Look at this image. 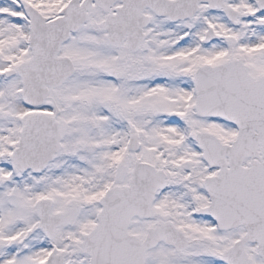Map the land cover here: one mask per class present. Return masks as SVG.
<instances>
[{"label":"rangeland","instance_id":"1","mask_svg":"<svg viewBox=\"0 0 264 264\" xmlns=\"http://www.w3.org/2000/svg\"><path fill=\"white\" fill-rule=\"evenodd\" d=\"M68 1L0 0V264H45L51 253H63L64 264H90L80 246L83 235L98 222L100 198L116 185H127L137 161L166 170L174 182L156 196L155 216L133 219L129 231L144 238L148 227L170 219L190 240L179 255L161 242L146 253L145 264H215L206 254H222L245 228L217 231L194 216L190 195L207 203L201 181L213 170L201 163L189 132L211 131L230 143L238 131L195 111L193 74L200 65L234 59L241 60L253 77L264 74V12L257 11L258 0H226L225 7L237 12L234 21L223 7L211 9L207 3L180 21L146 9L151 22L136 51L126 41L111 44L100 26L121 2L108 13L95 5L88 21L61 45L59 55L71 57L74 75L49 96L60 109L62 148L42 173L20 171L5 155L11 157L19 142L23 80L7 71L32 57L26 6L55 18ZM208 30L216 34L215 40L205 38ZM157 76L168 80L152 81ZM133 134L141 143L137 151L129 148ZM44 197L52 199V213L79 209L71 224L57 229L60 244L39 228L35 202ZM245 250L254 264H264L257 243H246Z\"/></svg>","mask_w":264,"mask_h":264},{"label":"water","instance_id":"2","mask_svg":"<svg viewBox=\"0 0 264 264\" xmlns=\"http://www.w3.org/2000/svg\"><path fill=\"white\" fill-rule=\"evenodd\" d=\"M93 0H72L65 8V16L47 22L41 14L28 8L32 18L33 58L20 65L18 71L25 77L24 94L30 104H40L47 94L46 85L56 86L72 75L74 65L68 57H56L60 44L68 38L70 30H76L88 18L87 10ZM104 9L116 0H96ZM124 6L117 8L104 24L109 29V38L121 42L130 35V47L137 48L143 39L142 27L148 18L141 16L146 5L162 15L175 19L193 15L199 1H208L211 7L222 5L224 0H123ZM259 11H264V0H259ZM231 19L236 11L226 9ZM212 38V33L208 34ZM200 114H215L226 117L240 127V133L233 145L223 144L208 133L196 134V139L205 149V158L212 165H220L217 177L206 181L213 202L203 209L223 227L244 224L247 233L224 254L230 264H253L244 250L247 241H258L259 252L264 258V162L242 169V156L258 154L262 145L264 155V76L252 79L240 61H231L218 66L200 67L195 75ZM59 123L52 117L34 115L29 118L22 132L20 148L15 160L22 169L33 167L41 170L53 159L60 147ZM137 137L131 147L138 148ZM231 156L236 165L229 169L223 163L225 156ZM165 173L147 162H138L131 183L127 187L114 188L101 199L103 209L99 223L84 236L82 246L91 258V264H144V253L161 240L175 245L178 249L186 246L188 240L175 229L171 222L150 228L144 241L128 233L131 219L136 216H152L151 205L158 188L164 186ZM212 180V181H211ZM227 200L236 202L231 208ZM222 201H224L222 203ZM52 201L43 199L40 204L41 227L54 237L58 227L69 224L78 213L72 207L61 214H51ZM228 214L233 223H228ZM63 257L53 256L48 264H62Z\"/></svg>","mask_w":264,"mask_h":264},{"label":"flooded vegetation","instance_id":"3","mask_svg":"<svg viewBox=\"0 0 264 264\" xmlns=\"http://www.w3.org/2000/svg\"><path fill=\"white\" fill-rule=\"evenodd\" d=\"M18 119L20 120V121H22L23 122V124L26 122V117H18ZM260 161H262V159H259ZM252 164V158H245L244 159V162H243V165L244 166H249V165H251ZM215 173H218V169L216 170V172ZM172 181H173V179H172V177H168V179H167V184H171L172 183ZM201 183H202V185H203V181H201ZM201 185V186H202ZM205 194H206V196H208L207 195V193L205 192ZM203 204H208V200H207V203H203Z\"/></svg>","mask_w":264,"mask_h":264},{"label":"bare ground","instance_id":"4","mask_svg":"<svg viewBox=\"0 0 264 264\" xmlns=\"http://www.w3.org/2000/svg\"><path fill=\"white\" fill-rule=\"evenodd\" d=\"M28 108L22 107V111H27ZM45 109V108H44Z\"/></svg>","mask_w":264,"mask_h":264}]
</instances>
